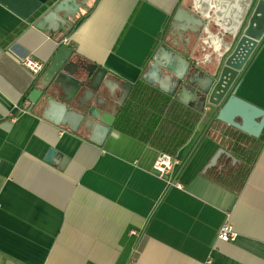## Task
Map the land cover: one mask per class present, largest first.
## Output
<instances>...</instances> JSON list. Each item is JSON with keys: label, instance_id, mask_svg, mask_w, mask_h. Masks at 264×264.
I'll return each mask as SVG.
<instances>
[{"label": "crops", "instance_id": "obj_1", "mask_svg": "<svg viewBox=\"0 0 264 264\" xmlns=\"http://www.w3.org/2000/svg\"><path fill=\"white\" fill-rule=\"evenodd\" d=\"M61 1L0 0V264H264V131L246 135L254 157L234 191L209 177L242 164L207 136V107L174 156V186L153 171L156 149L114 125L96 146L82 128L55 126L28 101L59 44L103 68L112 83L133 87L159 46L173 41L178 9L203 19L210 0H86L65 44L62 34L38 28ZM237 1L244 0L211 2L213 34L230 29L242 12ZM27 57L43 63L38 76L23 66ZM236 95L264 110V40ZM219 149L234 160L220 155L210 166ZM225 222L236 234L232 242L217 240Z\"/></svg>", "mask_w": 264, "mask_h": 264}, {"label": "water", "instance_id": "obj_2", "mask_svg": "<svg viewBox=\"0 0 264 264\" xmlns=\"http://www.w3.org/2000/svg\"><path fill=\"white\" fill-rule=\"evenodd\" d=\"M212 1L206 3L199 20L178 9L171 26L173 41L159 46L141 79L199 114L207 107L212 109V121L257 139L264 131V110L240 99L236 92L246 65L264 40V0L237 1L242 12L228 31L214 34L210 31V24H215L210 18V10L215 8ZM85 2L79 0L78 7L76 0H62L41 19L38 28L65 39L76 22V9ZM59 14L63 16L58 18ZM183 33L189 34L188 40L182 39ZM191 40L197 44L190 51ZM131 90L132 84L112 83L103 68L78 59L68 46L59 44L28 101L30 110L39 107L44 119L71 133L82 128L86 141L100 147ZM220 155L234 160L219 149L210 166Z\"/></svg>", "mask_w": 264, "mask_h": 264}, {"label": "trees", "instance_id": "obj_3", "mask_svg": "<svg viewBox=\"0 0 264 264\" xmlns=\"http://www.w3.org/2000/svg\"><path fill=\"white\" fill-rule=\"evenodd\" d=\"M199 117V113L194 110L163 95L143 81H138L119 110L114 126L160 153L174 157L178 148L191 137ZM207 136L242 164L238 172L228 171L224 167L221 171L211 170L209 177L220 185L238 190L254 157L245 145L246 135L214 120ZM232 182L236 183L230 187Z\"/></svg>", "mask_w": 264, "mask_h": 264}, {"label": "built area", "instance_id": "obj_4", "mask_svg": "<svg viewBox=\"0 0 264 264\" xmlns=\"http://www.w3.org/2000/svg\"><path fill=\"white\" fill-rule=\"evenodd\" d=\"M66 43V40H63V44ZM23 66L30 72L32 76H38L44 68L43 63L38 62L36 60H33L29 57L25 58L22 61ZM24 104H27V101L24 102ZM178 165V161L165 153H160L154 163H153V171L155 172V175L157 178L161 180H165L169 185H174L175 183L173 182V173ZM176 186H179L176 184ZM236 238V234L232 228V226L228 223L225 222L223 225L220 227L217 235V240L219 242L227 243V242H232Z\"/></svg>", "mask_w": 264, "mask_h": 264}]
</instances>
